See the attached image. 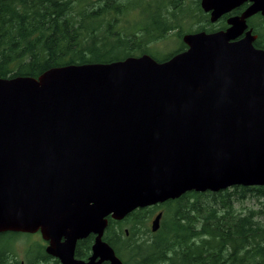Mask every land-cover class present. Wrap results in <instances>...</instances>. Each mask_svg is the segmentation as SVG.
Wrapping results in <instances>:
<instances>
[{
  "label": "water",
  "instance_id": "water-1",
  "mask_svg": "<svg viewBox=\"0 0 264 264\" xmlns=\"http://www.w3.org/2000/svg\"><path fill=\"white\" fill-rule=\"evenodd\" d=\"M247 1L228 29L187 33L164 61L0 78V233L40 231L62 264H124L104 239L109 217L189 191L264 186V49L247 29L264 0L201 7L214 22ZM90 234L93 254L76 259Z\"/></svg>",
  "mask_w": 264,
  "mask_h": 264
},
{
  "label": "trees",
  "instance_id": "trees-1",
  "mask_svg": "<svg viewBox=\"0 0 264 264\" xmlns=\"http://www.w3.org/2000/svg\"><path fill=\"white\" fill-rule=\"evenodd\" d=\"M204 12L201 0H0V78L143 54L164 61L187 48L183 31L193 32V18ZM258 28L254 44L264 49V24ZM199 30L216 25L206 21ZM173 32L179 48L159 55L154 45ZM249 196L264 206V186L189 191L122 220L109 217L104 239L124 264H264V208L240 209ZM158 208L164 209L162 221L153 232L148 220ZM12 259L0 252V264Z\"/></svg>",
  "mask_w": 264,
  "mask_h": 264
},
{
  "label": "rangeland",
  "instance_id": "rangeland-1",
  "mask_svg": "<svg viewBox=\"0 0 264 264\" xmlns=\"http://www.w3.org/2000/svg\"><path fill=\"white\" fill-rule=\"evenodd\" d=\"M193 10H194V7H193ZM206 16L205 17L200 16L199 18L196 17L197 19L193 18V32H197L196 30L198 29V26L204 24V22L207 21ZM199 20L201 22H197ZM202 20H205V21H202ZM185 29L188 30L187 27ZM187 30L183 31V37L185 34L191 33V32H189V30L188 31ZM199 31H201V30H199ZM183 37H182V41H183ZM178 40L179 39L176 36V33L174 34V32H173V33L169 34L166 39H163V40H160L159 42H157L154 45L155 46L154 50L159 55L164 56V55L171 53V52H173L179 48L180 42ZM242 207L254 208L256 210H258L262 207L264 208L262 200L258 199L255 196H249L246 200H244L240 204V209ZM162 209L163 208H158L156 210V212L148 220V227L150 229L152 227V222L155 219L156 215L159 212L164 211V209L163 210ZM162 215H163V212H162ZM161 221H162V217H161L160 223H161ZM153 232H155V231H153ZM42 241H44V240L41 238V235L35 234V233L34 234L33 233H21V234H17V235L12 236L9 239H7L6 237H0V252L2 254L4 252V250L9 251L13 256V259L11 260L12 264H20L21 262H23L27 258L28 252L30 250L37 251L38 249H41V247H40L41 243L40 242H42ZM33 253H35V252H33Z\"/></svg>",
  "mask_w": 264,
  "mask_h": 264
},
{
  "label": "flooded vegetation",
  "instance_id": "flooded-vegetation-1",
  "mask_svg": "<svg viewBox=\"0 0 264 264\" xmlns=\"http://www.w3.org/2000/svg\"><path fill=\"white\" fill-rule=\"evenodd\" d=\"M250 4H251V2L247 1V2L239 5L238 7L234 8L229 13L222 15L217 21H214V22L211 20V13L205 12L207 15L206 16L207 21L211 24L216 25V30H214V31L226 30L230 26V24L228 23V18L230 16H234V15L235 16L236 15H242L244 13V11L250 6ZM223 23L225 24L224 27H223V25H224ZM247 24H248L247 29H251L252 33L256 36V39H257L259 37V30H260L258 28V26H261L264 24L263 13L261 11H259V12L255 13L254 15L250 16L249 18H247ZM214 31H210V32H214ZM244 36H245V31L243 32V34L238 36L236 38V40L241 39ZM35 234H40L41 238L44 240V241L40 242L41 243V246H40L41 249H38L37 251L30 250L28 252V254L31 256V262H29V257L27 256V258L23 262H21L20 264H30V263L31 264H62V262L60 261V259L58 257L52 255L51 253H49L47 251V246L49 245V241H47L43 238L41 232L37 231ZM85 238H93V239L91 240V242H89V241L85 240ZM85 238L77 241V244L75 246L74 257L78 260H83V261L87 262V261H89L91 255L93 254L92 246H93V243L95 241V235L90 234L89 236H87ZM33 252H35V253H33ZM103 264H108V261H104Z\"/></svg>",
  "mask_w": 264,
  "mask_h": 264
}]
</instances>
